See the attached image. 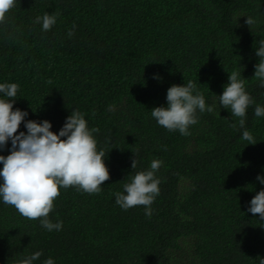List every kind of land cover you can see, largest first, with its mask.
Here are the masks:
<instances>
[{"label": "trees", "instance_id": "obj_1", "mask_svg": "<svg viewBox=\"0 0 264 264\" xmlns=\"http://www.w3.org/2000/svg\"><path fill=\"white\" fill-rule=\"evenodd\" d=\"M45 13L56 15L48 31L35 22ZM261 40L264 0H16L0 23V83L19 85L13 110L28 115L17 134L28 120H48L58 134L76 109L99 129L110 178L98 194L60 189L49 214L59 231L0 197V264L38 251L32 264H261L264 220L248 211L264 189V116L254 115L264 107L254 77ZM233 71L253 100L243 128L219 101ZM189 80L213 111L197 110L184 136L160 126L151 109ZM10 150L9 139L0 155ZM153 160L162 163L151 217L145 206L123 210L114 194Z\"/></svg>", "mask_w": 264, "mask_h": 264}, {"label": "clouds", "instance_id": "obj_2", "mask_svg": "<svg viewBox=\"0 0 264 264\" xmlns=\"http://www.w3.org/2000/svg\"><path fill=\"white\" fill-rule=\"evenodd\" d=\"M15 3L16 0H0V23L5 21L6 14ZM35 22H42V29L48 31L56 23V15L45 13L42 17H36ZM254 23L255 20L247 16L245 24L250 29ZM68 35L71 37L74 32L70 30ZM255 54L259 62L255 65L254 77L264 87V40H261ZM239 76L240 73L235 71L229 73L228 83L219 95V101L221 107L230 110L232 117L239 118V126L243 128L247 109L253 100L245 91V82ZM18 88L16 83H0V93L9 98H0V148L11 140L10 154L0 155L3 164L0 170V178L3 180L0 184V197L4 204L13 206L23 217L39 220L48 231H59L62 222L53 223L49 214L54 209V201L60 195V189L76 187L78 191L98 194L101 185L110 178L104 162L105 153L97 150V141L93 136L99 129L94 127L90 130L83 113L73 109L58 134L51 130L52 125L48 120H28L25 124L27 133L17 134L21 122L28 115L26 111L13 110ZM195 90L196 84L191 80L183 85H172L167 90V106L154 107L151 116L169 131L178 130L181 135H190L189 126L198 122L197 110L201 113L213 111L211 106H206L202 93L193 94ZM254 115L264 116V107L257 105ZM232 126L235 128L237 125ZM242 139L248 141V144L256 143L248 130L243 131ZM161 163L153 160L150 170L139 171L132 176L130 182L123 185L124 192L114 194L116 204L123 210L145 206V215L151 217V205L160 192V180L156 178L155 172ZM136 166L134 154L131 169ZM257 180L264 184V176H257ZM248 211L253 215L259 214L264 220V189L251 199ZM41 255L38 251L23 260L22 264H32ZM44 264L54 262L48 258ZM261 264H264V260Z\"/></svg>", "mask_w": 264, "mask_h": 264}, {"label": "rangeland", "instance_id": "obj_3", "mask_svg": "<svg viewBox=\"0 0 264 264\" xmlns=\"http://www.w3.org/2000/svg\"><path fill=\"white\" fill-rule=\"evenodd\" d=\"M184 186H186V185H185V182H184Z\"/></svg>", "mask_w": 264, "mask_h": 264}]
</instances>
